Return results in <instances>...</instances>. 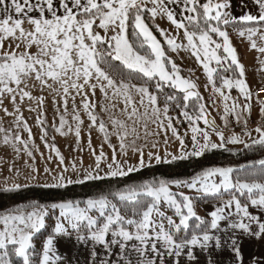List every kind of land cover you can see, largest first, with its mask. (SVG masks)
Segmentation results:
<instances>
[{
  "label": "snow or ice",
  "instance_id": "snow-or-ice-1",
  "mask_svg": "<svg viewBox=\"0 0 264 264\" xmlns=\"http://www.w3.org/2000/svg\"><path fill=\"white\" fill-rule=\"evenodd\" d=\"M181 2L183 3L182 11L190 13L184 18L187 24L184 20H178L168 7L170 3ZM148 3L152 4L151 8L147 6ZM254 3L258 7L256 14L246 13L235 17L228 11L231 7L229 0H203V2L201 0H35V2L33 0H9V2L0 0V109L5 115L15 117L14 122L18 128L23 124L31 138V129L23 119L17 98L19 97L21 103L27 98L29 101L35 100L39 107L43 106L44 97H33L28 90L29 81L34 80L39 83L41 90L48 88L61 95L65 112L71 98L73 120L76 121L75 135L79 139L80 125L83 124L75 104L76 95H79L81 96L80 107L87 114L91 122L90 127H98L104 134L105 142L113 148L110 162H107L108 158L101 146L100 153L95 159L94 170H86L75 180L60 174L54 178L55 183L46 184L44 187L63 188L74 183L84 184L87 181L124 178L130 173L151 166L152 160H155L157 164H170L189 157H201L207 150L224 147L226 142L244 143L236 134L225 141L224 132L216 126L214 120L208 119L205 105L200 103L203 98L195 91L196 84L179 75L180 70L177 64L166 56L161 42L145 23L144 14L148 13L153 20L157 16L166 17L177 30H183V36L187 41L186 46L183 43H177L175 38L170 37L164 29H159L157 26L171 51L175 52L182 48L192 50V55L202 63L209 80H212L215 71L209 67V64L215 61L217 65H220L230 58L229 67L235 65V68L239 70V78H224L223 87L229 90L238 89L245 100L249 101L254 93L249 90L243 79L244 66L239 62L236 50L231 45L226 27L233 26L241 37L247 34L251 48L264 55V47H258L256 40L253 39L259 35L260 39L264 40V0H254ZM33 12L37 15H31ZM130 18L135 29L133 33L136 38L135 43L131 42L127 36ZM25 24L28 25L27 28ZM96 28L103 29L105 33L111 29L114 34L110 37L107 35L102 37L95 30ZM213 34L221 37L222 43L214 40ZM33 48L36 49L35 52L31 51ZM220 49L227 55H219ZM141 50H144V54ZM260 63L264 65V60ZM168 64H171L170 69ZM110 69L119 72L121 79H115ZM135 79H144L145 83L140 85L132 83ZM153 80L156 81L155 88L158 92H163L165 85L178 89L184 94L183 103L176 102L177 98L174 94L167 95L164 107L161 108L159 97L148 87V82ZM35 86V84L32 85V87ZM97 87L105 99H109V92L113 98H123L124 107L121 112L126 114V120L110 117L111 132L102 120L98 121L95 114L96 104L89 99V91H86L90 89L91 96H95ZM213 89L225 101L223 117L225 126H227L229 114L235 115L239 123L241 114L237 112L236 102L233 101L229 106L227 102L230 96L226 95L221 88H217L214 81ZM260 92H264V88L260 89ZM137 95L143 111L137 107L135 99ZM256 95L259 100V95ZM5 98L13 104V112L3 107ZM193 98H195V115L188 111L189 102ZM53 102H56L55 99ZM169 102H176V107L181 109L180 115L189 122L193 133L191 152L186 150L185 140L173 126V118L168 115ZM260 103V112L264 115V101ZM115 107L116 104L113 103L112 108ZM243 108L250 114V103H246ZM103 111L107 112L109 108L104 107ZM200 120H203V123L215 132L220 143L213 142L209 131L198 126ZM128 121H131V125ZM149 121L160 128L171 129L172 135L179 141V155L166 152L162 157L150 151L147 154L149 163L145 164L143 148L136 145V140L139 139L136 125L141 124L147 136ZM37 123L42 125L43 121L37 117ZM66 123L65 118L61 116L60 125L55 130L64 135L63 129ZM244 124L246 127V120ZM69 131L72 129L69 128ZM43 132L41 139L47 135L46 129H43ZM255 132L258 138L245 146L251 148L258 145L264 148V127H256ZM0 133L4 134L5 145L12 140L23 144L27 155L32 157L33 154L28 150L27 142L22 140L20 135L10 137L9 130L2 126H0ZM245 134L251 138V132ZM111 135H115L119 141L120 155L127 157L129 149L137 154L136 164L117 159L115 147L110 142ZM129 137L133 138L130 142ZM167 143L165 139V144ZM89 146L91 147L90 138ZM157 146L156 143L152 145L153 148ZM15 151L19 152V149L16 148ZM56 154L60 157V163H63L64 158L60 156L58 150ZM168 157L171 158L168 159ZM105 162L107 171L101 175V164ZM242 170L254 177L264 178V159ZM33 171L37 170L33 168ZM44 171L48 173L50 170L45 168ZM64 171L67 169L65 168ZM73 171H76L75 166ZM234 171L236 170L232 167H209L190 179L153 178L140 184L126 185L123 189L107 195L89 197L84 201L67 200L48 204L33 201L19 205L0 215V225H2L0 264H34L36 250L33 239L46 228V218L50 217V213L55 223L52 233L46 236L42 245L38 264H67L63 261V257L57 254L54 239L58 236L71 237L73 233L80 243L91 241L96 245L104 246L106 252L113 244L118 245L121 254L118 264H133L130 259L132 253L137 256V264H157V260L159 264H165L163 257L166 254L179 258L185 251L188 260L194 261L197 257L193 249L197 247L201 251H208L210 248L229 250L234 256V264H242L241 247L238 238L234 235L235 232L238 230L242 235L264 240V222L249 211L250 207L264 211V179H254L251 182L241 180L239 177L234 179L232 175ZM17 175H19L18 171ZM171 186L186 187L205 198L209 196L220 198L224 193H228L229 198L222 201V206L211 211L209 213L211 219L206 221L197 215L193 197L183 192L174 194L170 191ZM21 187H27V185L14 183L11 188H5L3 191L14 192ZM176 195L181 197L179 201L175 198ZM110 196L121 202L131 203L132 218L121 215L120 208L109 199ZM145 197L150 199L145 200ZM241 197L244 198V202ZM161 201L174 209L175 216L179 217V223L160 211ZM57 210L58 215H56ZM93 211L98 213L96 217L91 215ZM154 214L159 217V221L153 219ZM136 216L140 219H136ZM193 218L196 223L190 225ZM221 222L227 223L225 229H221ZM190 227L192 231L188 233ZM130 228H134L135 231H130ZM182 230L188 234L178 236ZM229 230L233 235L228 237V241H223L220 235H216L218 232ZM109 235L112 237L111 240L107 239ZM129 242H135L131 244L130 251L128 250ZM228 243L231 245L230 249L227 248ZM90 255L95 258L97 252L93 250ZM99 264H112V261L100 260ZM176 264H179V259L176 260ZM207 264H216L210 255ZM253 264H264V261L256 259Z\"/></svg>",
  "mask_w": 264,
  "mask_h": 264
},
{
  "label": "rangeland",
  "instance_id": "rangeland-1",
  "mask_svg": "<svg viewBox=\"0 0 264 264\" xmlns=\"http://www.w3.org/2000/svg\"><path fill=\"white\" fill-rule=\"evenodd\" d=\"M147 6L151 8L152 4L148 3ZM144 20L145 23L149 25L153 34L161 42V45L165 50L166 56L169 57L171 61H174L177 64L180 70L179 75L185 79L191 80L196 84L195 91H197L199 95L203 98L202 100L205 103V107L208 108V110L211 111L212 115L215 116L217 123L221 127L220 130L224 132L225 141H227L233 134L240 136L241 139L244 141V143H238V144H232L226 142L224 144V147H226V145L229 146L246 145L252 140L257 139L253 137L252 133H251V138L245 134L246 133L245 124L244 122H242L246 120L247 126L251 123L249 112L245 110L243 106L246 103H250L251 106H253L254 95L251 97L249 101H246L244 96L239 92L238 89L233 88L229 90L223 87L224 78H232V79L239 78V75L231 76L228 74H223V72L219 71L227 68V66L230 64V61L228 60L227 62H222L220 65H217L215 61H212L209 64L210 68L215 69L213 74L214 73L216 74V72L219 71L217 76L221 80L220 83L217 85L216 84L217 76L215 77V75H213L212 80H209L208 74L204 70L202 63L198 62L194 55L192 56V58L190 57V55L181 58V56L178 55L177 51L174 52L169 49L168 45L165 42V37L160 35L157 26H159V29H164L165 32L170 37L175 38L177 43H183L186 46L187 41L185 40L183 35L178 34V32H174L176 29L175 26L172 25L170 21L167 20L166 17L157 16L155 20H153L152 18H147L146 15L144 14ZM95 30L99 32L102 37L105 35L110 37L111 35L114 34V32L111 29L107 33H105L103 29L96 28ZM219 38L220 39L213 37V39L216 40L218 43H222L220 41L222 38L221 37ZM256 43H258V41ZM246 45L247 47L245 48L241 46L234 48L236 50L239 62L244 66L245 75L243 79H245L249 87V90L253 93V91L256 88H259L258 86L264 87V70H262L264 69V65L260 63L261 60H264V55H262L255 49H252L251 42L249 40H247ZM222 56H226V55H222ZM243 57L244 60L242 59ZM170 68H171V64H170ZM213 81L215 82V86L217 88H221L226 95L230 96V99L227 102L229 106H231L233 101H235L236 104L238 105L237 112L241 114V121L239 123H237L235 115L229 114L227 116V126H225V119L223 118L225 116V112H224L225 101L218 92L214 91ZM49 83H51V81H49ZM33 84H35L36 86L32 87ZM54 87H59V86L54 85ZM28 90L31 91V93L33 94L39 95V97L40 95H44L43 92L45 93L48 92L49 95H51V97H46V96L44 97V99H49V103H44V105L41 107L42 111H44L41 113L42 118L44 119V120L42 119L43 124L41 125V128H39L37 124L38 115H36V112H31V111H30L31 113L29 112L30 114L22 113L24 121H26L28 128L31 129V138L29 137V132L24 129L23 124H21L19 128L16 126L14 122L15 121L14 116L9 117L8 115L6 118V117H2V114L0 113V126L9 130L10 137H14L15 135L18 134L20 135L22 140L32 139L34 141L40 142L39 144L31 145V147L37 153L40 162L37 163L39 164V167L36 169L37 171L35 172L33 171V169L32 170L26 169L25 167L23 171L22 169L21 171H19L20 172L19 175H17V172L15 171L16 173L13 176L10 175L9 178L3 179L4 175L9 172L12 166L16 167V165H9L8 167L9 170H6L0 176V188H5V187L10 188L14 183L20 185L33 184V183L51 185L55 183L54 178L58 177L60 174H63L66 178H71L75 180L78 176H82L86 170H94L95 159L96 156L99 155L100 153L101 146L103 147V152L105 153V156L108 158L107 162H110L113 154V148L109 147V144L105 142L104 134L99 131L98 127H90L91 122L88 119L87 114L80 107L81 96L76 95V100H75L76 108L79 111L81 119L83 120V124L80 125V136L78 139L77 136L75 135L76 121L73 120V102L71 98H69L68 108L67 111L65 112L61 95H58L53 90L48 88L41 90L39 83L34 80L29 81ZM86 91H89V99L96 104L95 114L97 115L98 119L100 118L105 123V125L108 127L110 132L112 131L110 117L120 120H126V114L121 112V109L124 107L122 97L113 98L111 92H109V99H105L103 94L100 92L99 87H97L96 89L95 96H91L90 89H86ZM73 95H75V93H73ZM54 99L56 101L55 103L53 102ZM135 99L137 102V107L140 108L139 96L138 95L135 96ZM113 103L116 104L115 108H112ZM145 104H147L146 99H145ZM47 106H51V108H46ZM104 107H108L109 111L107 112L103 111ZM140 111H143V108H140ZM168 115L172 117L170 112H168ZM242 115L245 116V119L242 118ZM61 116H63L67 122L63 129V132L65 133L64 135H61L59 132L55 130V128L59 127L60 125ZM254 118L259 119L258 117H254ZM257 119L255 120L257 121ZM261 121H263V119H261ZM128 123L129 125H131V121H128ZM262 123H264V121ZM165 124H167L166 120H165ZM172 124H173V119H172ZM136 126L138 128V133H139V139L136 140V145L138 147L143 148L146 165H148L149 163L147 154L150 151L159 154L162 157L165 156L166 152L179 155V151H180L179 141H177L175 137L172 135L171 129L160 128L158 127L157 124H154L151 121H149L148 122L149 135L145 136L143 126L141 124H138ZM173 126L176 128L175 125ZM198 126L200 128H204L209 131V134L213 142L220 143L219 138L215 135V132L211 128L206 126L203 123V120H200L198 122ZM47 128H49V130ZM69 128H71L72 131H69ZM43 129L48 130L47 135L44 136V138L46 137V141L48 142V144L45 143L44 139H41V137L44 135ZM177 131L180 134V136L185 140L186 150L188 152H191L192 151L191 136L193 135V133L191 132V127L189 123H187V126L181 128L180 131L178 129ZM3 135H4L3 133H0V163H7L8 161H11L9 159H12L19 152L16 153L15 151L17 147L11 148L5 146V144L3 143ZM55 136H56V140L54 143H52L53 142L52 139H55ZM89 138L91 140V147L89 146ZM110 138H111V144L115 147L117 159L120 161L127 160L129 164H136L138 159L137 154L133 153L129 149L127 157L120 155V146L117 137L115 135H111ZM132 139H133L132 137H129L128 141L130 142ZM165 139H167L168 141L167 144H165ZM14 142L15 141L12 140L10 143L13 144ZM154 143L158 145L155 148L152 147ZM1 146H3V148ZM23 150L24 148H21L20 153L17 154L19 156L21 155L19 159L23 158L24 156L23 154H25ZM56 150H58L60 156L64 158L63 163H60V157L57 156ZM170 158L171 157H168V159ZM11 162L14 161L12 160ZM152 164H157V163L155 160H152L151 165ZM73 166H75L76 171H73ZM45 168H48L50 171L48 173H45L44 171ZM65 168L67 169V171H64ZM101 169L102 171L100 172V174L103 175L104 172L107 171L106 162L101 164ZM33 177H35V179H33ZM170 191L174 194L183 192L185 195L193 197V203L197 215L202 214L203 212L202 210L204 208L201 207V204H199L196 198L197 196H200L199 193H196L195 191L190 190L186 187L177 188L176 186H171ZM175 198L178 201L181 199L179 195H176ZM111 200L113 203H115L113 199ZM60 202H64V201H60ZM81 206L83 207V204H81ZM160 211H162L166 216H171L177 223H179V217L175 216L174 209L170 208L169 205L164 203L163 201H161L160 203ZM56 215H58V210ZM91 215L96 217L98 213L93 211ZM153 219L159 221V217L155 214L153 215ZM54 223L55 220L51 218V213H50V217L46 218V225L52 224V228H53ZM164 223L167 226L166 220L164 221ZM0 228H2V225H0ZM33 244H34V239H33Z\"/></svg>",
  "mask_w": 264,
  "mask_h": 264
},
{
  "label": "trees",
  "instance_id": "trees-1",
  "mask_svg": "<svg viewBox=\"0 0 264 264\" xmlns=\"http://www.w3.org/2000/svg\"><path fill=\"white\" fill-rule=\"evenodd\" d=\"M147 18H151L148 13H145ZM187 20L185 24H187ZM235 29L233 26H227ZM191 30V29H190ZM135 29L133 25V21L130 18L127 25V36L128 39L135 43L136 38L133 35ZM214 38H219V36L213 34ZM147 48V46H145ZM103 47H101V51H103ZM142 54H144V50H141ZM114 64L118 62H113ZM231 63V62H230ZM230 65V64H229ZM227 66V71L225 69L219 70L223 72V74H228L231 76L239 75L238 69L235 68V65H231V67ZM106 67V66H105ZM170 68V64H168ZM113 77L117 80L121 79V75L119 72L114 70H109ZM216 72L215 77L219 73ZM218 77V76H217ZM216 77V84L220 83V78ZM132 83H136L137 85L144 84V79H135ZM156 81H149L148 87L149 90L156 94L159 97V106L164 107L165 104V96L174 94L177 98L176 102L183 103L182 97L183 93H181L177 89H173L167 85L164 86L163 92H158L155 88ZM176 102H169V111L173 118V125L180 131L181 128L187 126L189 123L187 120L184 119L183 116L180 115L181 109L176 107ZM200 103H204L203 100ZM195 107V98H193L189 102L188 111L190 114L195 115L194 112ZM100 119V118H99ZM98 119V121H99ZM101 121V119H100ZM108 128V127H107ZM49 130V128H47ZM47 130V131H48ZM110 132V130L108 129ZM111 142V138H110ZM252 142V141H251ZM249 142L248 144H251ZM260 159H264V148L256 145L251 148L246 147L245 145H238V146H229L212 149L205 151L204 155L201 157H189L184 160H176L172 163H160V164H152L149 167H145L138 172L130 173L129 176L124 178H113V179H104V180H96V181H87L84 184L74 183L68 185L67 187L63 188H52V187H44L42 184H33L27 185V187H21L18 191L14 192H5L3 189L0 188V215L5 214L7 211L16 208L22 204H28L30 202L36 201L44 204H48L51 202H60V201H67V200H80L84 201L89 197H97L100 194L107 195L110 192H115L118 189H123L126 185H136L143 183L146 180H152L153 178H163L168 180H186L190 179L191 177L195 176L197 173L202 171L203 169L209 167H232L236 171L233 172V178L239 177L241 180L251 182L252 180H261L260 176H252L249 172L242 170L249 165L255 164V162L259 161ZM24 186V185H22ZM11 188V187H10ZM238 195V194H237ZM115 201V204L120 208L121 215L132 218V205L131 203L121 202L118 199H114L111 196L109 197ZM199 204H206L208 202H216L221 198H229L228 193H224L222 197H196ZM145 200H149L150 198L145 197ZM242 202H244V198L241 197ZM136 219H140L139 216L135 217ZM204 220H210L209 216H202ZM196 221H190V225H194ZM52 224L46 225V228L42 230L41 233L37 234L34 237V248L36 250V256L33 258L34 264H38V259L42 254V245L45 241L47 235L52 233ZM192 231L191 227L188 230V233ZM184 230H182L178 236H184L186 234Z\"/></svg>",
  "mask_w": 264,
  "mask_h": 264
},
{
  "label": "crops",
  "instance_id": "crops-1",
  "mask_svg": "<svg viewBox=\"0 0 264 264\" xmlns=\"http://www.w3.org/2000/svg\"><path fill=\"white\" fill-rule=\"evenodd\" d=\"M6 2H9V0H6ZM33 2H35V0H33ZM201 2H203V0H201ZM229 3L231 5V7L228 9V11L231 13L232 16H235V17H239V16L246 14V13L256 14L258 11V7L255 5L254 0H229ZM168 7H170V9L174 12V14L176 15V18L178 20H184V22H186V20L184 18H185V16L190 15V13L182 11V8H183L182 2L181 3H170V4H168ZM61 11H62V9H61ZM31 15L35 16V15H37V13L33 12ZM46 15H47V13H46ZM25 27L27 28L28 25L25 24ZM226 31L228 32L229 39H230L231 45L233 47H239V46H241L243 48L247 47L246 42H247V40H249L247 38V34H245V36L241 37L238 34V32L235 29H232L231 27H226ZM174 32H178V34L183 35V30L175 29ZM253 39H255L256 42L258 41V43H257L258 46H261V47L264 46V40H261L259 35L255 36ZM220 41L222 42V39ZM31 51L34 52V51H36V49L33 48ZM177 53H178V55L181 56V58L186 57L187 55H190L191 58L193 56L192 50L190 48L178 49ZM218 54L219 55H227L226 53H223L222 49L218 50ZM242 59L244 60V57ZM229 61H230V59H229ZM213 75H215V73ZM258 87H262V86H258ZM257 89L258 88H256L253 91L254 103H253V106H251V113L249 114V117L251 118V120H250L251 123L247 127H245L246 132H251L254 138H258V134L255 132V128L256 127H264V123H262V121H261V119L264 118V115H261V112H260L261 103L255 96V92ZM43 93H44V95H40V96L51 97V95H49L48 92H46V93L43 92ZM31 94L33 97H39V95H36L33 93H31ZM44 103H49V99H44ZM44 103H43V105H44ZM17 104L20 107L21 113L30 114L31 112H36V115H38L37 117H39L41 121L44 120L42 118V115H41V113L44 111H42L41 107H39L37 105L35 100L29 101L27 98H25V100L21 103L19 101V97H18L17 98ZM3 107L8 108L9 112L14 111V106L8 98L4 99ZM46 108H51V106H47ZM29 109H32L31 112ZM0 113L2 114V117L7 118L8 115H5V113L3 112L2 109H0ZM254 117H258L259 119L254 118ZM242 118L245 119V116L242 115ZM255 119H257V121ZM244 121H242V122H244ZM38 127L41 128V125L38 124ZM247 128H248V131H247ZM236 131H238V130H236ZM238 132H240V131H238ZM54 134H55V132H54ZM23 140L27 142L28 150H30L33 154L32 157H29L27 155V152L24 149L23 151L25 154H23L24 156L22 155L23 158L19 159L21 155L19 156L17 154L20 153L21 148H24L23 144H19V143L14 142L13 144L9 143V144L5 145L6 147H11V148L17 147L19 149V153H17V151H16L17 154L12 159H9L11 161L13 160L14 162L8 161L7 163H0V176L6 170H9V168H8L9 165H16V167L12 166L10 168L11 170H9V172L4 175L3 179L9 178L10 175L13 176L17 171L18 172L21 171V169L23 171V169L25 167H26V169H30V170H32L33 168L37 169L39 167V164H37V163H40V162H39L37 153H36V151H34V149L31 147V145L39 144L40 142L34 141L32 139L31 140L23 139ZM44 140H45V143L48 144V142L46 141V137L44 138ZM52 140H53L52 143H54L56 140V136H55V139H52ZM1 147L3 148V146H1ZM33 184H38V183H33ZM33 184H26V185H33ZM5 188H9V187H5ZM227 199L228 198H221V199L217 200L216 202H208L206 204H201V207H203L204 209L203 210L201 209L203 212H202V214H199L200 217H202V216H209L210 217L209 213L211 211L215 210L216 207L222 206V201L227 200ZM249 211L251 214H253L257 217H260L261 222H264V211H262L259 208H253V207H250ZM210 219H211V217H210ZM165 227L167 229L166 225H165ZM226 227H227V223L221 222V229H225ZM253 227H256V226L253 225ZM129 230L135 231L134 228H130ZM216 235H220L221 239L223 241H228V237L233 235V233L231 232V230H229L228 232H224V231L218 232V233H216ZM234 235L238 238V241L240 243L242 258H243L242 264H253V261L256 259L264 261V240H260V239L254 238V237L242 235L238 230L235 232ZM107 239L111 240L112 237L109 235L107 237ZM132 243H135V242H129V244H128V250L129 251L131 250V244ZM54 248L56 249L57 254L62 256L63 261L67 262V264H93V259H95V264H99L100 260H111L112 264H118V262L120 261V256H121L118 245L113 244L111 246V249L108 252H106L104 246L96 245L91 241H89L87 243H83V244L80 243L79 241L76 240L75 233H73L71 237H65V236L56 237L54 239ZM227 248L228 249L231 248L230 243H228ZM93 250H95L97 252V256L95 258L91 257V255H90L91 251H93ZM193 251L197 257V259L194 261L188 260L186 251H185V253H182V255L179 258H176L174 256H170V255L166 254L163 257V260H164L165 264H176L177 259H179V264H207L208 257L210 255L211 259L213 261H215L216 264H234V256L229 250L221 251V250H214V249L210 248L208 251H201L197 247V248L193 249ZM153 258H155V257L153 256ZM130 259H132L133 264H137V256L135 253H132V255L130 256ZM157 264H159V260H157Z\"/></svg>",
  "mask_w": 264,
  "mask_h": 264
},
{
  "label": "water",
  "instance_id": "water-1",
  "mask_svg": "<svg viewBox=\"0 0 264 264\" xmlns=\"http://www.w3.org/2000/svg\"><path fill=\"white\" fill-rule=\"evenodd\" d=\"M205 111H206V113H207L208 119H210V120H214L216 126H217L219 129H221V127L219 126V124H218L217 121H216L215 116L212 115L211 111H209L208 108H206V107H205Z\"/></svg>",
  "mask_w": 264,
  "mask_h": 264
},
{
  "label": "built area",
  "instance_id": "built-area-1",
  "mask_svg": "<svg viewBox=\"0 0 264 264\" xmlns=\"http://www.w3.org/2000/svg\"><path fill=\"white\" fill-rule=\"evenodd\" d=\"M262 88H264V87H259L258 90H256V94L259 95V100L260 101H264V92H260V89H262ZM256 97H257V95H256ZM263 121H264V118H263Z\"/></svg>",
  "mask_w": 264,
  "mask_h": 264
}]
</instances>
